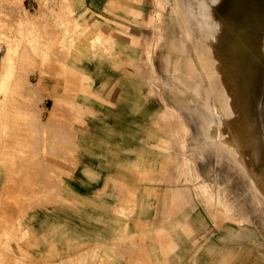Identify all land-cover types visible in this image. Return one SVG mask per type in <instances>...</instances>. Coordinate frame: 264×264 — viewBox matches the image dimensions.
<instances>
[{
	"label": "rangeland",
	"instance_id": "obj_1",
	"mask_svg": "<svg viewBox=\"0 0 264 264\" xmlns=\"http://www.w3.org/2000/svg\"><path fill=\"white\" fill-rule=\"evenodd\" d=\"M239 1L0 0V264H264V200L255 210L207 157L231 205L201 206L190 173L197 38L216 36L228 10L237 20ZM188 6L195 18L205 6L210 30L181 20ZM179 54L196 70L185 85Z\"/></svg>",
	"mask_w": 264,
	"mask_h": 264
},
{
	"label": "crops",
	"instance_id": "obj_2",
	"mask_svg": "<svg viewBox=\"0 0 264 264\" xmlns=\"http://www.w3.org/2000/svg\"><path fill=\"white\" fill-rule=\"evenodd\" d=\"M198 9L199 17L195 18L194 7L188 6L184 11L188 16L181 17V20L185 22L192 16L193 22L196 21L201 29L206 27L210 30L213 26L212 17L205 12V6H198ZM237 12V20H234L229 10L225 13L224 25L216 36L212 37V34L200 31L197 38L200 43V70L196 73L198 81L192 90L197 93L198 102L188 113V119L196 133V138L193 137L192 140L193 151L201 163L198 170L196 162L192 161L190 173L195 182V189L199 191L198 203L201 206L202 201L206 199L204 204H216L228 209L231 205L230 193L220 184L210 185L214 178L205 176L212 171L211 164L206 161L207 157H213L216 163H224L246 184V191L239 193L240 197L252 196L255 203L252 207L257 210L260 200H264V154L254 99L255 89L251 91L249 86V8L238 5ZM191 32L189 26H184L187 38L192 37ZM170 38L167 37V42L163 45H171ZM181 56L179 54L177 63L185 62V69L184 74L178 76L177 82L185 85L183 77L194 78L196 70L192 58L180 60ZM181 71L179 69V72ZM204 80L206 86L203 85ZM165 108L174 111L182 108V105L165 104ZM247 211L248 204L247 208H243V212ZM239 217L240 214L234 216L232 222H242L243 218ZM238 229L247 234L250 231L243 226Z\"/></svg>",
	"mask_w": 264,
	"mask_h": 264
},
{
	"label": "bare ground",
	"instance_id": "obj_3",
	"mask_svg": "<svg viewBox=\"0 0 264 264\" xmlns=\"http://www.w3.org/2000/svg\"><path fill=\"white\" fill-rule=\"evenodd\" d=\"M238 5L239 6L244 5L245 7L248 6V8H249V14H248L249 51H250L249 86H250V88H254L256 81H257L258 77L260 76V70H261L260 69V62H259L260 61V55L264 52V24H263L264 12H263L262 6L259 4V0H240ZM205 21H206V19H205ZM198 27L200 28L201 26H198ZM261 33L263 36L262 41H261V37H260ZM211 195H213V194H211ZM204 200H206V199H204ZM203 201H202V203H205Z\"/></svg>",
	"mask_w": 264,
	"mask_h": 264
}]
</instances>
